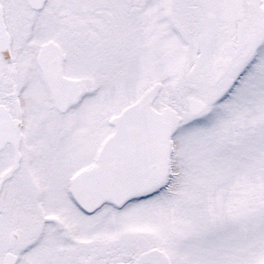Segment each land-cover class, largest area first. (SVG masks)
Returning a JSON list of instances; mask_svg holds the SVG:
<instances>
[{
    "label": "snow or ice",
    "instance_id": "1",
    "mask_svg": "<svg viewBox=\"0 0 264 264\" xmlns=\"http://www.w3.org/2000/svg\"><path fill=\"white\" fill-rule=\"evenodd\" d=\"M0 264H264V0H0Z\"/></svg>",
    "mask_w": 264,
    "mask_h": 264
}]
</instances>
